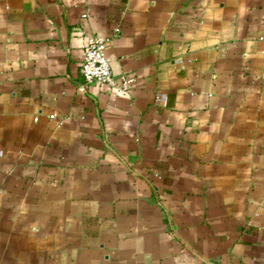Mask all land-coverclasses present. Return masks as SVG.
I'll return each instance as SVG.
<instances>
[{
    "label": "crops",
    "instance_id": "crops-1",
    "mask_svg": "<svg viewBox=\"0 0 264 264\" xmlns=\"http://www.w3.org/2000/svg\"><path fill=\"white\" fill-rule=\"evenodd\" d=\"M0 264H264V0H0Z\"/></svg>",
    "mask_w": 264,
    "mask_h": 264
},
{
    "label": "built area",
    "instance_id": "built-area-1",
    "mask_svg": "<svg viewBox=\"0 0 264 264\" xmlns=\"http://www.w3.org/2000/svg\"><path fill=\"white\" fill-rule=\"evenodd\" d=\"M107 40L88 37L82 44L80 72L86 83H98L106 92L122 95L128 92L133 79L124 76L119 81L113 78L109 61L105 54Z\"/></svg>",
    "mask_w": 264,
    "mask_h": 264
}]
</instances>
